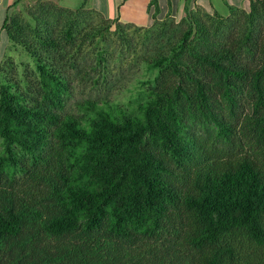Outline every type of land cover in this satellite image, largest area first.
<instances>
[{"label": "trees", "instance_id": "1", "mask_svg": "<svg viewBox=\"0 0 264 264\" xmlns=\"http://www.w3.org/2000/svg\"><path fill=\"white\" fill-rule=\"evenodd\" d=\"M169 7L7 15L32 63L0 64V264H264V0ZM126 64L154 73L128 106Z\"/></svg>", "mask_w": 264, "mask_h": 264}, {"label": "crops", "instance_id": "2", "mask_svg": "<svg viewBox=\"0 0 264 264\" xmlns=\"http://www.w3.org/2000/svg\"><path fill=\"white\" fill-rule=\"evenodd\" d=\"M17 0H0V10L8 15L12 9H17L24 2L30 0H22L15 4ZM60 4L61 6L76 9L82 5L85 0H49ZM78 1V2H76ZM151 0H86L87 7L96 9L103 13L108 18H119L123 23H133L137 25H148L151 20V13L148 11V5ZM162 9V14L168 13L169 0H159ZM77 4L78 6H74ZM224 4L227 7V12L219 11L217 5ZM229 5H235L240 8L249 9L250 0H172L173 15H184L185 7L190 10L201 8L208 12L214 10L227 15L229 13Z\"/></svg>", "mask_w": 264, "mask_h": 264}, {"label": "rangeland", "instance_id": "3", "mask_svg": "<svg viewBox=\"0 0 264 264\" xmlns=\"http://www.w3.org/2000/svg\"><path fill=\"white\" fill-rule=\"evenodd\" d=\"M36 0H30L28 3L27 1L21 4L17 9H12V12L26 14L27 8L35 3ZM49 1V0H45ZM53 2V1H51ZM78 2V1H76ZM74 6H78L74 4ZM218 9L222 13L227 12V7L224 4H218ZM6 13H2L0 10V64L4 61V58L8 55L13 56L18 62L26 61L31 62V57L20 47L13 45L7 36L5 30L3 29V24L6 19ZM182 15H177V19L179 20ZM92 61L91 57L88 58V62ZM146 72L145 67L140 65L139 67H133L130 64L124 65L121 70H118L116 75L113 76L114 82L117 85H120L118 89H113L109 96L114 101L123 104L124 106H128L131 103V99H138L139 98V89L136 84H138V78L147 77L153 75L154 73H148L147 76H144L143 73ZM123 82V84H120ZM134 89V90H131ZM93 93L90 95L88 91L83 90L81 87H78L75 90L74 97L71 99L70 104L75 106V103L82 100L83 98H87L89 96H95L96 91H92Z\"/></svg>", "mask_w": 264, "mask_h": 264}]
</instances>
